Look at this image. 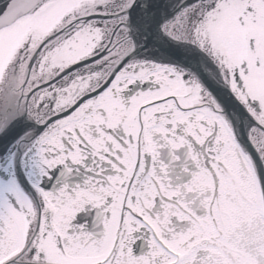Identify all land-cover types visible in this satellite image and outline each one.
<instances>
[{
	"label": "snow or ice",
	"instance_id": "obj_1",
	"mask_svg": "<svg viewBox=\"0 0 264 264\" xmlns=\"http://www.w3.org/2000/svg\"><path fill=\"white\" fill-rule=\"evenodd\" d=\"M0 264H264V0H0Z\"/></svg>",
	"mask_w": 264,
	"mask_h": 264
}]
</instances>
